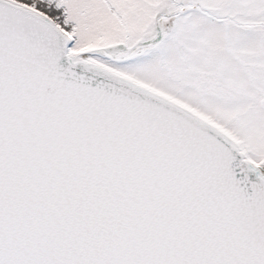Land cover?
<instances>
[{"label":"snow or ice","instance_id":"snow-or-ice-1","mask_svg":"<svg viewBox=\"0 0 264 264\" xmlns=\"http://www.w3.org/2000/svg\"><path fill=\"white\" fill-rule=\"evenodd\" d=\"M0 264H264V0H0Z\"/></svg>","mask_w":264,"mask_h":264}]
</instances>
